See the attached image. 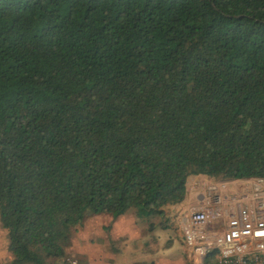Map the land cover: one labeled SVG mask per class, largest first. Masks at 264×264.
I'll use <instances>...</instances> for the list:
<instances>
[{
  "label": "trees",
  "instance_id": "16d2710c",
  "mask_svg": "<svg viewBox=\"0 0 264 264\" xmlns=\"http://www.w3.org/2000/svg\"><path fill=\"white\" fill-rule=\"evenodd\" d=\"M198 175L264 181V0H0L10 264H58L96 215H163Z\"/></svg>",
  "mask_w": 264,
  "mask_h": 264
},
{
  "label": "crops",
  "instance_id": "0c3cea01",
  "mask_svg": "<svg viewBox=\"0 0 264 264\" xmlns=\"http://www.w3.org/2000/svg\"><path fill=\"white\" fill-rule=\"evenodd\" d=\"M253 181L254 179L213 182L211 178L203 175L190 177L186 184L184 200L163 209V215H169L172 218L174 216L179 218L183 214L182 211L185 212V215L179 221L180 226L178 223L174 226L173 222L162 226L164 231L172 230L175 232V237L170 240L166 254L161 252L160 254H154L157 251L155 246L158 236H155L154 232L157 224L152 222L151 219V222L147 224L145 217H138L134 212H130L117 218L110 214H101L85 220L77 230L76 236L72 238L68 257L75 258L80 264H191V252L185 246L182 238V226L189 215L190 209L202 205L206 199L215 195L219 189L220 192H223L227 187L231 195H234L232 193H240L242 200L235 206H229L225 199L223 209H232V213H235L237 206H253L256 197V193L251 188ZM150 224L152 227H150ZM89 226L95 227L94 232H87ZM221 227L224 226L214 224L209 226L208 229L210 231L220 230ZM168 237H170L169 234ZM115 242H120L122 246V250L117 251V253H115L116 251L112 245ZM7 246L6 244L7 261L0 260V264H7L12 259ZM123 247L130 249L129 255L131 256L141 252L150 253V258L141 261L137 260V257L120 260L117 256L122 255ZM172 248L175 253L171 252ZM79 256L83 261L79 259ZM62 261H59V264H63Z\"/></svg>",
  "mask_w": 264,
  "mask_h": 264
},
{
  "label": "built area",
  "instance_id": "2783aa9c",
  "mask_svg": "<svg viewBox=\"0 0 264 264\" xmlns=\"http://www.w3.org/2000/svg\"><path fill=\"white\" fill-rule=\"evenodd\" d=\"M253 206L232 209L216 206L217 194L200 206L192 207L182 226V238L194 264H203L206 256L217 252L216 264H264V181L254 179ZM217 224L220 230L208 229ZM66 264H80L67 258Z\"/></svg>",
  "mask_w": 264,
  "mask_h": 264
},
{
  "label": "rangeland",
  "instance_id": "374dc122",
  "mask_svg": "<svg viewBox=\"0 0 264 264\" xmlns=\"http://www.w3.org/2000/svg\"><path fill=\"white\" fill-rule=\"evenodd\" d=\"M212 181L213 182L214 181L215 182H218L217 179H212ZM228 190L229 189L227 187V188L224 189L223 192H220V189L218 190V192H216V194L219 196L220 201H221L216 206L222 207L225 204V199L227 200L229 206H235L237 203H240V201L242 200L241 199V196L242 195L240 193H232L234 195H231ZM182 213H183L182 216L185 215L184 214L185 213L184 211H182ZM181 217L178 218L177 216H174L172 218L169 215H163V216L162 215H152V217L150 216V217L146 218L147 219V221H146L147 224H149L151 221L157 224V225H155L156 227L154 229L155 236H158V238H157V244L155 246V248H156L157 251L154 254H158V253L160 254V252L162 254H166L168 252L169 242H170V240H173L174 239L175 232L172 231V230H166V231H164V229H162V226L165 225V224L171 223V222H173V224L175 226V224H177V223L179 224V221H181ZM176 218H178V220H176ZM150 219H151V221H150ZM179 226H180V224H179ZM147 228H148V226H147ZM77 230L74 233V236L73 237L76 236ZM94 230H95V227L94 226H89L87 232L90 231V233H92V232H94ZM168 234L170 235V237H168ZM6 244L8 245L7 232H6V230H4L1 227V224H0V260L1 261H3V260L4 261H7L6 260V255H7V253H6ZM112 245H113V249L116 251L115 253H117V251H119V250H122V246H121V243L120 242H115ZM7 248H8V246H7ZM123 248H124V251H123L122 255L117 256V258L120 259V260H125V259H130L132 257H137V260H140L141 261V260L150 258V255H151L150 253H141L140 252V253H135L133 256H131V255H129L130 249L129 248H125V247H123ZM177 249H179V248H177ZM171 252L175 253V251H174L173 248H172ZM178 252H180V250H178ZM67 258H72V257H68V255H67L65 258L61 259V260H63L62 261L63 264H66V259ZM79 259L81 261H83L82 258H81V256H79ZM61 260H59V261H61ZM59 261H58V264H59ZM7 264H10V262L7 263ZM191 264H194V263L191 261Z\"/></svg>",
  "mask_w": 264,
  "mask_h": 264
}]
</instances>
